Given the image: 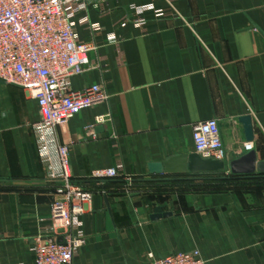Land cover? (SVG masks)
I'll list each match as a JSON object with an SVG mask.
<instances>
[{
  "label": "crops",
  "instance_id": "0c3cea01",
  "mask_svg": "<svg viewBox=\"0 0 264 264\" xmlns=\"http://www.w3.org/2000/svg\"><path fill=\"white\" fill-rule=\"evenodd\" d=\"M85 1L72 23L93 49L71 88L100 84L108 100L57 129L72 182L93 192L81 217L86 245L72 264H147L148 253L181 252H197L206 264H264V186L257 179L227 192L164 193L171 178L149 174L150 164L195 154L192 126L209 119L218 121L227 167L250 153L264 162V0ZM149 6L166 16L133 9ZM123 18L146 24L118 25ZM100 116L107 121L86 137ZM246 116L251 141L239 122ZM38 121L31 95L0 83V264H33L29 241L50 217L48 167L58 161L39 157ZM113 167L116 180L89 179ZM142 187L154 190L132 192ZM157 207L170 216L151 220Z\"/></svg>",
  "mask_w": 264,
  "mask_h": 264
},
{
  "label": "built area",
  "instance_id": "2783aa9c",
  "mask_svg": "<svg viewBox=\"0 0 264 264\" xmlns=\"http://www.w3.org/2000/svg\"><path fill=\"white\" fill-rule=\"evenodd\" d=\"M172 5L173 0H167ZM87 9L85 0H0V79L27 91L35 100L39 121L33 126L39 157L50 162L57 158V168L49 164L48 179L54 186L50 217L45 230L29 241L33 264H72L74 256L86 245L81 231V217L91 202L93 192L72 182L68 166V147L59 143L57 129L69 119L92 106L108 100L104 87L90 85L72 90L71 80L81 75L87 65L90 44L79 41L72 19ZM139 15L153 12L165 17L154 7L133 8ZM172 15L177 16V13ZM133 23L144 27L145 20L132 22L123 18L117 24ZM109 41L115 42L109 35ZM106 117L95 119L85 131L93 137L95 125ZM194 152L203 159L224 161L225 152L217 119L192 126ZM251 143L243 150L251 151ZM229 175V171H225ZM119 177V168L97 169L90 180L102 182ZM147 264H206L197 252L175 253L165 257L147 254Z\"/></svg>",
  "mask_w": 264,
  "mask_h": 264
},
{
  "label": "water",
  "instance_id": "95a60500",
  "mask_svg": "<svg viewBox=\"0 0 264 264\" xmlns=\"http://www.w3.org/2000/svg\"><path fill=\"white\" fill-rule=\"evenodd\" d=\"M0 83L4 82L0 79ZM239 122L243 125L246 140L251 141L253 139L251 118L248 116L242 117L239 119ZM227 170L230 174L236 176L264 175V162L256 163L254 154L250 153L232 162L229 167H227L224 161L203 159L195 153L188 156L172 157L163 163L149 165L150 175L167 176L170 178L186 174L214 175ZM169 216V213H162L161 208L157 207L150 215V219L158 220Z\"/></svg>",
  "mask_w": 264,
  "mask_h": 264
},
{
  "label": "trees",
  "instance_id": "16d2710c",
  "mask_svg": "<svg viewBox=\"0 0 264 264\" xmlns=\"http://www.w3.org/2000/svg\"><path fill=\"white\" fill-rule=\"evenodd\" d=\"M260 178H264V175L261 174H255L252 176H236V175H225L224 172H220L218 174L214 175H208V174H186L182 176H176L171 177L169 184H163V190H160L162 192H168L171 190H168L167 188H177V190L181 191H198V192H227L232 191L240 188L247 187V183L244 182V180L247 179H254L257 182L256 185L264 186V181H259ZM117 179V178H116ZM111 179V180H116ZM259 179V180H258ZM111 180H105L103 182H108ZM198 183H196V182ZM259 181V182H258ZM167 185H172L174 187H168Z\"/></svg>",
  "mask_w": 264,
  "mask_h": 264
},
{
  "label": "rangeland",
  "instance_id": "374dc122",
  "mask_svg": "<svg viewBox=\"0 0 264 264\" xmlns=\"http://www.w3.org/2000/svg\"><path fill=\"white\" fill-rule=\"evenodd\" d=\"M225 175H227V174H225ZM167 186H168V187H174V186H172V185H171V186H170V185H167ZM167 189L172 191V190H175V189H177V188L175 187V188H167ZM153 190H154V189H150V188H144V187H142V188H140V189L137 188V189L133 190L132 192H133V193H137V194H138V192L141 193V194H142V193L145 194L146 192H153Z\"/></svg>",
  "mask_w": 264,
  "mask_h": 264
}]
</instances>
